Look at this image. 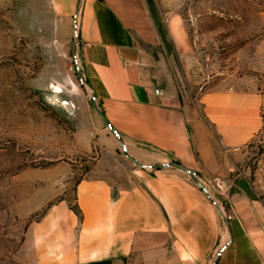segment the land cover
<instances>
[{
    "label": "crops",
    "instance_id": "1",
    "mask_svg": "<svg viewBox=\"0 0 264 264\" xmlns=\"http://www.w3.org/2000/svg\"><path fill=\"white\" fill-rule=\"evenodd\" d=\"M182 2L18 0L76 30L100 149L73 203L54 201L27 225L24 264H264V199L248 167L262 96L241 78L209 83Z\"/></svg>",
    "mask_w": 264,
    "mask_h": 264
},
{
    "label": "rangeland",
    "instance_id": "2",
    "mask_svg": "<svg viewBox=\"0 0 264 264\" xmlns=\"http://www.w3.org/2000/svg\"><path fill=\"white\" fill-rule=\"evenodd\" d=\"M178 11L209 83L241 78L256 87L261 116L264 0H183ZM48 17L41 5L0 0V264H24L18 252L27 225L54 201L72 204L75 184L100 156L75 63L76 30L55 28ZM262 122L248 167L264 199ZM123 149L117 141L127 160Z\"/></svg>",
    "mask_w": 264,
    "mask_h": 264
},
{
    "label": "water",
    "instance_id": "3",
    "mask_svg": "<svg viewBox=\"0 0 264 264\" xmlns=\"http://www.w3.org/2000/svg\"><path fill=\"white\" fill-rule=\"evenodd\" d=\"M81 78V77H80ZM90 104L93 108V110L95 111V113L97 114V116L101 119V121L103 122V124L116 136V138L120 141V138L118 136V134L116 133V131L110 126V124L107 122V120L104 118L102 112L98 109L95 101L93 98L90 99ZM123 153L125 155V157L131 161L134 165L140 167V168H144V166L142 164H140L134 157H132L130 154H128V152L126 151V149H123ZM168 166H173L177 169H180L184 172H187L188 174H190V176L193 178L194 182L198 185V186H201V184L194 178V173L183 167L182 165L178 164L177 162H170L168 163ZM159 167H162V166H155L154 168H159Z\"/></svg>",
    "mask_w": 264,
    "mask_h": 264
},
{
    "label": "built area",
    "instance_id": "4",
    "mask_svg": "<svg viewBox=\"0 0 264 264\" xmlns=\"http://www.w3.org/2000/svg\"><path fill=\"white\" fill-rule=\"evenodd\" d=\"M78 55V54H77ZM76 65L78 66V64H79V57H78V59H77V56H76ZM261 116H262V118L264 119V107H262V109H261Z\"/></svg>",
    "mask_w": 264,
    "mask_h": 264
},
{
    "label": "trees",
    "instance_id": "5",
    "mask_svg": "<svg viewBox=\"0 0 264 264\" xmlns=\"http://www.w3.org/2000/svg\"><path fill=\"white\" fill-rule=\"evenodd\" d=\"M72 207H74L75 208V206L73 205Z\"/></svg>",
    "mask_w": 264,
    "mask_h": 264
}]
</instances>
